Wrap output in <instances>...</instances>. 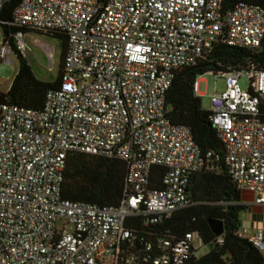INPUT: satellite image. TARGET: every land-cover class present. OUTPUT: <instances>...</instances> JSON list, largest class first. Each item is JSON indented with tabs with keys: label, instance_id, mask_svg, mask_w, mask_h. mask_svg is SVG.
<instances>
[{
	"label": "built area",
	"instance_id": "1",
	"mask_svg": "<svg viewBox=\"0 0 264 264\" xmlns=\"http://www.w3.org/2000/svg\"><path fill=\"white\" fill-rule=\"evenodd\" d=\"M10 1L0 0V16ZM223 3L21 0L15 7L8 25L16 28L18 51L30 32L65 36L66 51L61 81L40 109L0 102V264H185L195 256L197 243L204 244L197 231L155 232L199 203L190 195L191 177L212 157L189 127L171 122L166 95L177 71L218 40L260 47L264 8L238 1L223 13ZM215 75L225 86L211 95L209 118L228 176L240 195L253 194L250 204L239 203L260 209L258 227L237 236L264 254V70L249 65ZM199 81L192 90L198 97ZM69 153L125 164L117 205L62 199ZM153 167L163 170L160 188L150 187Z\"/></svg>",
	"mask_w": 264,
	"mask_h": 264
},
{
	"label": "trees",
	"instance_id": "2",
	"mask_svg": "<svg viewBox=\"0 0 264 264\" xmlns=\"http://www.w3.org/2000/svg\"><path fill=\"white\" fill-rule=\"evenodd\" d=\"M238 1H246L264 8V0H224L222 12L226 13ZM21 0L8 2L0 16L3 44L14 48L19 61L17 72L5 93L0 92V102L31 109H40L48 90L61 81V69L66 51V38L57 33H46L63 38L62 51L57 76L54 81L36 78L31 67L15 48L11 37L16 30L8 25L12 13ZM44 34V33H39ZM254 65L264 70V39L257 49L228 46L223 39L194 65L177 71L166 95V104L171 122L190 128L194 142L204 153L211 152L209 168L191 177L190 195L199 202L197 205L175 212L170 219L156 226L159 234L181 235L197 231L204 244H210L208 252L200 257L192 256L185 264H264V254L247 240L239 238L241 227L240 212L245 206L239 202L240 193L231 182L223 161V146L210 121V110H203L200 98L193 94V82L204 73L216 74L219 71L240 70ZM218 157V158H216ZM125 164L116 159H108L83 153H69L66 157L64 179L61 185L62 199L73 202H87L100 206L117 205L122 198L125 179ZM163 170L153 167L150 187L160 188ZM223 221L224 232L216 237L209 229L206 218ZM138 234L151 238L137 228ZM167 231V232H165Z\"/></svg>",
	"mask_w": 264,
	"mask_h": 264
},
{
	"label": "rangeland",
	"instance_id": "3",
	"mask_svg": "<svg viewBox=\"0 0 264 264\" xmlns=\"http://www.w3.org/2000/svg\"><path fill=\"white\" fill-rule=\"evenodd\" d=\"M38 40V43L36 42ZM25 47L24 50L19 53L23 56L26 62L32 69V72L42 81H54L60 63V54L62 51L63 38L53 36L50 34H37L34 32L28 33L24 38ZM3 46V33L0 27V49ZM49 46L52 49L51 57L48 56L45 49ZM10 53L0 61V92H7L13 81V78L17 72L19 61L14 48L11 45L6 46ZM199 77V92L203 93L200 98V105L203 110H210V97L213 93L221 92L224 90V79L217 77L212 73H204ZM239 84L242 89L248 88V81L242 77L239 79ZM241 202L244 204H250L253 200V194L248 192H241ZM255 206H247L240 212L239 218L244 221L247 214L252 215L256 211L253 209ZM197 250L195 252L196 257H200L211 248L210 244L197 243Z\"/></svg>",
	"mask_w": 264,
	"mask_h": 264
},
{
	"label": "crops",
	"instance_id": "4",
	"mask_svg": "<svg viewBox=\"0 0 264 264\" xmlns=\"http://www.w3.org/2000/svg\"><path fill=\"white\" fill-rule=\"evenodd\" d=\"M243 196L240 195V198ZM242 200V199H241ZM240 200V202H241ZM242 203V202H241ZM256 212L252 215L247 214L244 221L241 222L240 228H245L247 230L253 231L258 227V214L260 213V209L255 206L253 208ZM241 221V220H240Z\"/></svg>",
	"mask_w": 264,
	"mask_h": 264
},
{
	"label": "water",
	"instance_id": "5",
	"mask_svg": "<svg viewBox=\"0 0 264 264\" xmlns=\"http://www.w3.org/2000/svg\"><path fill=\"white\" fill-rule=\"evenodd\" d=\"M207 225L211 232L216 236L219 237L224 232V224L221 219L213 218V217H207L206 218Z\"/></svg>",
	"mask_w": 264,
	"mask_h": 264
}]
</instances>
